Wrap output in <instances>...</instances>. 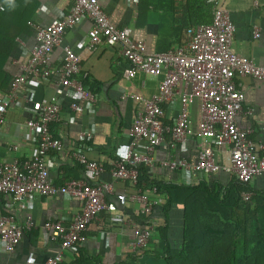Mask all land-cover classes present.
<instances>
[{
    "label": "built area",
    "instance_id": "obj_1",
    "mask_svg": "<svg viewBox=\"0 0 264 264\" xmlns=\"http://www.w3.org/2000/svg\"><path fill=\"white\" fill-rule=\"evenodd\" d=\"M69 1L68 12L51 20L47 27L28 22L35 39L29 51L20 37L15 39L14 46L19 57L27 58L23 63L12 59L18 71L13 75L9 89L0 95V135L9 107H22L29 116L24 123L25 129L36 145V152L30 159L22 163L18 160L0 163V195H9L12 203L17 205L25 204L34 195L45 199L59 195L64 200H75L80 204V211L66 224L58 220L43 223L46 238L57 246L44 264L66 263L65 253L81 245L86 239L89 224L99 220V214L108 208L106 195L112 192L114 182H127L135 189L129 199L143 219L151 214L156 201L136 188L137 167L152 165L151 154L164 143L166 135L171 139L169 146L172 148L186 140L192 132L187 109L194 101L199 107L195 134L211 142V147L199 149L194 163L179 159L162 161L161 166L181 172L184 185H191L194 179L200 180L218 172L232 176L242 184H250L256 177L264 178V144L259 152L254 150L248 139L251 130L236 124V117L243 110L244 95L234 80L235 77L249 76L264 81V66L233 53L235 27L229 13L217 0H212L209 23L186 27L183 44L162 53L148 52L145 43L132 39L128 29L112 24L98 0ZM252 2L254 6L258 5L257 0ZM3 10L0 4V11ZM83 20L90 22L85 51H92L100 43L117 45L120 55L129 63L128 78H133L137 72L153 77L163 73V78L157 92L149 99L133 97L143 102V109L136 113L130 135L145 142L143 152L135 150L134 142L124 150L116 151V160L109 170L110 181H102V164L87 157L86 143L94 132L93 126H88L79 131L68 154L69 159L81 166L82 178L54 185L48 174L46 159L49 153L62 151V142L51 134L50 125L60 120L65 90L71 91L78 99L77 104L70 105L72 112H94L96 98L77 78L81 72V56L69 45L63 44L66 30ZM252 33L254 38H258L260 30L255 27ZM57 47L61 49V58L57 68L52 69L49 62ZM77 47L83 49L81 43ZM50 80L54 90L49 98L34 99V90L26 88L28 83ZM180 84L183 90L177 114L171 123L165 124L162 121V104L172 103L174 90ZM20 88H24V94L18 99ZM222 148L226 150L219 159L218 153ZM11 150H16V146H12ZM251 196L247 191L241 193L245 201ZM130 226L131 251L151 249L155 222L148 219L143 224L130 222ZM33 227L32 218L28 217L18 224L11 216H0V250L12 251Z\"/></svg>",
    "mask_w": 264,
    "mask_h": 264
},
{
    "label": "crops",
    "instance_id": "obj_2",
    "mask_svg": "<svg viewBox=\"0 0 264 264\" xmlns=\"http://www.w3.org/2000/svg\"><path fill=\"white\" fill-rule=\"evenodd\" d=\"M37 8L32 21L47 27L51 20L61 17L68 12L69 0H36ZM98 0L101 8L110 22L118 28H126L134 40L145 43L146 50L152 53H162L173 49L184 42V31L187 26L185 0ZM212 3V0H206ZM229 13L234 24L232 51L239 57H246L256 65L264 66V0H257L254 6L252 0H217ZM212 18V8L210 10ZM30 27V26H29ZM258 28L260 35L253 37V29ZM31 28V27H30ZM90 22L83 20L67 29L63 44L69 45L81 56V72L78 79L86 80L84 84L96 100L94 112H72L70 105L78 102L71 91L65 90L61 101L60 120L50 125L51 134L62 142V151L49 153L46 159L48 174L54 185H61L70 179H81L79 166L69 159V151L76 142L79 131L93 126L92 137L87 141V157L98 160L103 167L100 180L110 181L109 170L116 160V151L124 150L129 144L135 143V150L143 152L145 142L131 137L130 127L136 113L143 109V102L135 100L138 96L149 99L157 92L163 73L148 76L137 72L133 78H128L126 72L129 63L120 55L117 45L100 43L90 52L84 50L88 43L87 31ZM23 35L21 40L26 50H30L35 43L34 31ZM81 43L83 49H78ZM18 63H23L26 56H20L17 49L12 54ZM61 58L59 47L53 50L49 66L57 68ZM10 71L15 74L17 65L12 62ZM235 83L244 95L243 110L236 117V124L243 129H250L248 139L259 152L264 144V81H258L249 76L235 77ZM83 82V81H82ZM183 85L174 90L173 101L163 103L165 124L171 123L179 108V97ZM26 88L34 90V99L49 98L53 94L52 81L28 83ZM3 94L0 93V95ZM24 94V88L17 91L18 99ZM188 114L192 121V132L183 143L170 147V137H164V143L156 147L151 157L153 163L145 167L147 175L164 184L177 183L184 185L181 172L162 167V161L185 159L189 163L196 160V152L201 148L211 147L206 138H198L195 134L199 120V107L194 101L188 107ZM250 111V114L247 112ZM28 113L22 107L11 105L5 115V121L0 135V163L18 160L22 163L30 159L36 152L34 140L25 129L24 123ZM72 119V122H70ZM16 146V150H11ZM225 148L218 153L221 159ZM234 177L218 172L206 176L201 181L226 186ZM197 179L193 180L196 184ZM250 187L253 191L264 190V178L256 177ZM135 189L127 182L113 183V190L106 195L108 208L99 214V220L89 224L85 233V240L75 253L67 252L66 258L70 264H165L160 258L152 256V251L158 246V236L152 235L149 250L131 251L132 231L130 222L144 223L148 219L155 225L163 223L164 199L162 196H151L156 201L151 214L143 219L136 209V205L129 199ZM248 192V191H247ZM251 193V192H250ZM252 195V193H251ZM25 204H14L9 195H0V216H11L18 224H22L28 217L34 221V227L15 247L6 253L0 250V264H29L27 259L34 258V264H44L47 257L52 255L57 246L48 241L44 234L43 223L46 220L61 221L66 224L70 218L80 211V204L75 200H64L61 196L45 199L34 195ZM167 237L171 249L182 248V234L184 225V207L172 204L167 211ZM1 246V243H0Z\"/></svg>",
    "mask_w": 264,
    "mask_h": 264
},
{
    "label": "trees",
    "instance_id": "obj_3",
    "mask_svg": "<svg viewBox=\"0 0 264 264\" xmlns=\"http://www.w3.org/2000/svg\"><path fill=\"white\" fill-rule=\"evenodd\" d=\"M185 2L188 12L186 27L211 21L212 3L206 0ZM0 4L4 8L0 11L2 93L9 89L14 75L9 69L16 50L14 41L17 37L31 34L28 22L33 19L37 1L0 0ZM137 170L136 188L149 196H162L164 199L163 223L154 231L159 243L152 256L162 259L165 264H264V190L253 191L250 184H242L235 178L226 186L220 183L208 186L204 180L191 185L164 184L151 179L143 165H139ZM246 191L252 193L248 201L241 197V193ZM172 204L184 207L180 250L171 249L167 237V211ZM79 252L77 249L76 257Z\"/></svg>",
    "mask_w": 264,
    "mask_h": 264
},
{
    "label": "clouds",
    "instance_id": "obj_4",
    "mask_svg": "<svg viewBox=\"0 0 264 264\" xmlns=\"http://www.w3.org/2000/svg\"><path fill=\"white\" fill-rule=\"evenodd\" d=\"M31 230H32V229H31ZM28 232H29V231H28ZM28 232H27V233H28ZM27 233H25V234L23 235V237H24ZM23 237H22V238H23ZM20 241H21V240H20ZM20 241H19V243H20ZM19 243H18V244H19ZM18 244H17V245H18ZM17 245H16V246H17ZM16 246H15V247H16ZM79 248H80L79 246H76V247L73 248L71 251H69V253H70V252L72 253V251L75 253L76 250L79 249ZM14 249H15V248H14ZM14 249H13V250H14ZM13 250H12V251H13ZM12 251H10V252H12ZM10 252H6V253H10ZM66 254H67V253H65V255H64V256H65V259H66V263H65V264H70V262L67 261ZM27 262H28L29 264H34V258H33V257H29V258L27 259Z\"/></svg>",
    "mask_w": 264,
    "mask_h": 264
}]
</instances>
